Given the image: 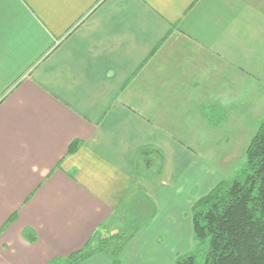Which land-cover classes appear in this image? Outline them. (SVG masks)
Instances as JSON below:
<instances>
[{"label": "crops", "instance_id": "1", "mask_svg": "<svg viewBox=\"0 0 264 264\" xmlns=\"http://www.w3.org/2000/svg\"><path fill=\"white\" fill-rule=\"evenodd\" d=\"M263 118L264 0H0V264H175Z\"/></svg>", "mask_w": 264, "mask_h": 264}, {"label": "trees", "instance_id": "2", "mask_svg": "<svg viewBox=\"0 0 264 264\" xmlns=\"http://www.w3.org/2000/svg\"><path fill=\"white\" fill-rule=\"evenodd\" d=\"M191 222L196 247L179 255L175 264H195L198 250L206 244L204 264H264V118L249 141L241 175L226 177L196 199ZM112 239L118 243L111 251L117 257L129 236H110L109 244L103 241L101 247H111ZM89 253L84 247L61 264H76ZM112 264H118L117 258Z\"/></svg>", "mask_w": 264, "mask_h": 264}, {"label": "rangeland", "instance_id": "3", "mask_svg": "<svg viewBox=\"0 0 264 264\" xmlns=\"http://www.w3.org/2000/svg\"><path fill=\"white\" fill-rule=\"evenodd\" d=\"M260 122H258L257 124H255V127H256V129H257V127H258V124H259ZM252 126H253V124H252ZM254 127V126H253ZM245 167V156L243 157V159L235 166V168H234V170H233V172H232V174L231 175H229L228 176V178L229 179H231V178H233V177H235V176H237L238 174L239 175H241V170L243 169ZM101 241H105V239H100ZM102 243L103 242H101V245H102ZM207 243V242H206ZM205 243V244H206ZM107 244H109L108 242H107ZM111 244V248H107L108 250H109V252H111L112 250L114 251V248L116 249V247H117V245L116 244H118L117 242H111L110 243ZM207 245V244H206ZM206 245H202V247H201V249H199L198 250V252H197V254H196V263L195 264H204V255L202 254L203 252V250L205 249L206 250ZM105 248L107 247V246H104Z\"/></svg>", "mask_w": 264, "mask_h": 264}]
</instances>
